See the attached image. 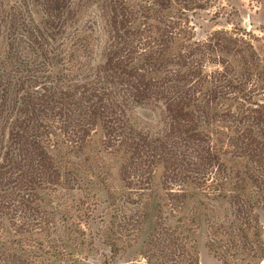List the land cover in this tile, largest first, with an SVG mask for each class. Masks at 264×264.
<instances>
[{
  "label": "trees",
  "instance_id": "trees-1",
  "mask_svg": "<svg viewBox=\"0 0 264 264\" xmlns=\"http://www.w3.org/2000/svg\"><path fill=\"white\" fill-rule=\"evenodd\" d=\"M225 1L0 0V264L142 239L264 264V58ZM202 13L233 28L198 38Z\"/></svg>",
  "mask_w": 264,
  "mask_h": 264
},
{
  "label": "rangeland",
  "instance_id": "rangeland-1",
  "mask_svg": "<svg viewBox=\"0 0 264 264\" xmlns=\"http://www.w3.org/2000/svg\"><path fill=\"white\" fill-rule=\"evenodd\" d=\"M224 5L226 14H232L231 7L239 10L240 17L232 18V22L253 34V44L258 53L264 58V0H231L230 2L225 1ZM245 22L248 23L247 28L245 27ZM198 24L196 32L198 38H206L209 33L218 29L231 30L233 28L228 23L226 15L220 19L215 27L214 24L209 22L207 14L202 13ZM153 119L155 121L158 117L153 116ZM100 213L101 211H99ZM143 242L144 239L140 240L133 248L127 249L120 256L110 261L109 264H150V261L142 255ZM200 253V264H221L209 255L202 239H200Z\"/></svg>",
  "mask_w": 264,
  "mask_h": 264
},
{
  "label": "water",
  "instance_id": "water-1",
  "mask_svg": "<svg viewBox=\"0 0 264 264\" xmlns=\"http://www.w3.org/2000/svg\"><path fill=\"white\" fill-rule=\"evenodd\" d=\"M245 27H246V28L248 27V23H247V22H245Z\"/></svg>",
  "mask_w": 264,
  "mask_h": 264
}]
</instances>
